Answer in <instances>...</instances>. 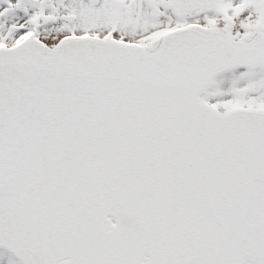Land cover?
Here are the masks:
<instances>
[{"label":"snow or ice","instance_id":"1","mask_svg":"<svg viewBox=\"0 0 264 264\" xmlns=\"http://www.w3.org/2000/svg\"><path fill=\"white\" fill-rule=\"evenodd\" d=\"M0 264H264V0H0Z\"/></svg>","mask_w":264,"mask_h":264}]
</instances>
